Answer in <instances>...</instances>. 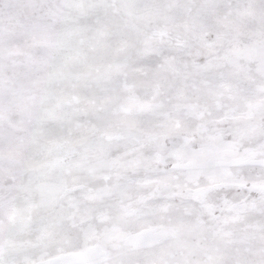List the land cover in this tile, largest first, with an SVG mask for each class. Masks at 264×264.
<instances>
[{"label": "snow or ice", "instance_id": "snow-or-ice-1", "mask_svg": "<svg viewBox=\"0 0 264 264\" xmlns=\"http://www.w3.org/2000/svg\"><path fill=\"white\" fill-rule=\"evenodd\" d=\"M0 264H264V0H0Z\"/></svg>", "mask_w": 264, "mask_h": 264}]
</instances>
